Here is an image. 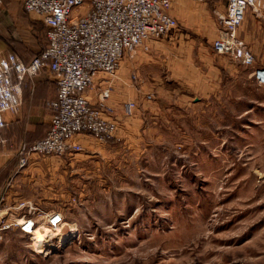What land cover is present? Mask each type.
<instances>
[{
	"label": "rangeland",
	"instance_id": "1",
	"mask_svg": "<svg viewBox=\"0 0 264 264\" xmlns=\"http://www.w3.org/2000/svg\"><path fill=\"white\" fill-rule=\"evenodd\" d=\"M13 2L0 7V26L15 19L12 48L30 59L45 48L48 27ZM208 2L213 12L202 13L203 3L174 0L188 11L169 42L146 50L154 60L142 63L144 78L132 72L149 92L127 99L138 107L118 117L116 137L83 136L99 145L81 142L74 159L36 157L24 187L35 197L6 217L60 210L62 231H75L41 242L2 232L0 264H264V86L228 56L235 70L217 66L225 55L207 36L217 25V0ZM240 36L264 64V14L247 16Z\"/></svg>",
	"mask_w": 264,
	"mask_h": 264
},
{
	"label": "built area",
	"instance_id": "2",
	"mask_svg": "<svg viewBox=\"0 0 264 264\" xmlns=\"http://www.w3.org/2000/svg\"><path fill=\"white\" fill-rule=\"evenodd\" d=\"M22 1L29 13L40 16L47 25L49 46L30 62L13 52L0 57V129L7 123L6 113L20 111L22 85L27 78L48 71L58 85V95L48 101L51 117L46 136L31 147L18 148L19 170L28 167L32 157L74 159L82 150L80 136H93L100 143L116 137L120 118L108 117L104 110L111 96L112 78L126 56L134 55L138 49L149 50L153 40L169 35L179 23L178 17L172 14L174 0ZM249 11L263 15L264 0H226L225 8L217 12L218 35L212 48L216 54L253 67L252 78L264 86V66H256L253 49L240 36ZM101 74L105 75L107 86L95 104L86 92ZM137 78L132 73L131 79ZM146 99H152V95L147 94ZM137 107L136 100H126L123 115L132 116ZM24 204L0 209V234L18 229L33 235L44 224L54 230L65 224V215L60 210L37 216L15 211L13 218L6 217L9 209L18 210Z\"/></svg>",
	"mask_w": 264,
	"mask_h": 264
},
{
	"label": "crops",
	"instance_id": "3",
	"mask_svg": "<svg viewBox=\"0 0 264 264\" xmlns=\"http://www.w3.org/2000/svg\"><path fill=\"white\" fill-rule=\"evenodd\" d=\"M225 6V0H218L215 6V8L217 7L215 14L223 10ZM0 7L4 9H10L11 2L9 0H2ZM186 9L187 8L184 6H179L178 4L173 3L172 14L179 18V16H182L183 13L185 14L188 11ZM213 9L214 8L210 7V3L207 1L203 2V5L199 10L202 13L207 11L210 13V11L213 12ZM250 15H253L251 11H249L248 16ZM215 26V29L211 28L209 35H207L215 36L214 39L218 35L216 23ZM10 35L11 31L7 26H0V57L12 52ZM169 35L164 37L162 40L154 41L152 43L151 50L155 48L160 49V44L165 45L167 42H169L172 39V37ZM149 53L150 52L138 49L137 53L132 56L131 59L126 60L129 64H126V61H123V65L121 64L117 73L112 78L113 83L111 96L106 103V107L104 108L106 116L111 118L121 117L123 115V104L128 98L136 99L138 101L139 98L141 101L145 99V95H141V91L145 90L149 92V90H147L148 85L144 83V85L138 87L131 79V73L133 71H137V74L141 75V72H143L145 75L146 66H144L142 69L141 66L143 62L147 63L150 60V57L153 59V56ZM220 58L221 59H217V66L220 69L223 68V66H227L230 71L236 69L235 64L228 57L220 56ZM224 61L225 64H223ZM262 65L264 66V64L257 63L256 66ZM250 68H252V71L254 70L253 67ZM252 71L250 72V75H252ZM141 76L144 78L143 75ZM106 86V77L105 75L101 74L96 79L94 86L89 89L86 94L93 103L98 104L100 101V93L104 88H106ZM22 92L23 102L20 111L17 113H6L7 123L5 128L0 131V142H4L2 144L0 143V209L5 208L6 206L11 207V203H13L14 206V204H17L19 201L32 200L35 197V195L30 197L27 196V194H25L24 187L28 181H31L34 178L35 172L32 171L33 167L39 165L36 157H32L28 167L24 168L23 170H19V167L16 165V167L12 169V173L8 180V171L2 172V170L5 166H7L8 162L10 163V161H12V159L18 155V148L21 145H27L28 147V145L38 141L46 135L49 129L51 117V110L49 107H47L48 101L54 97H57L58 85L55 80L51 82L40 76H35L32 78H27L24 81L22 85ZM79 141L83 142V144L87 143L88 145L90 143L92 145L89 146L90 150L93 149V145H99L98 142L91 137L85 138L80 136ZM28 169H30L29 173L31 176H26ZM2 197H4V200L1 202ZM8 216L9 218H13L12 211Z\"/></svg>",
	"mask_w": 264,
	"mask_h": 264
},
{
	"label": "trees",
	"instance_id": "4",
	"mask_svg": "<svg viewBox=\"0 0 264 264\" xmlns=\"http://www.w3.org/2000/svg\"><path fill=\"white\" fill-rule=\"evenodd\" d=\"M10 2H11V8L12 7H14V3H17V2H13V1H15V0H9ZM208 1H210V0H208ZM212 1H215V0H212ZM218 1V0H217ZM226 1V0H225ZM22 6H23V9H24V11L25 12H27V13H29L27 10H26V8H25V6H24V4H22ZM15 20V19H14ZM14 20H12V21H9L7 24H6V26L9 28V30L11 31V34L13 33V34H15V35H10V43H11V47H13V46H15V42H18V38H17V35H19V34H21V31H18V32H16L15 31V29L14 28H16V21H14ZM46 36H47V44H46V46H45V48L42 50V51H40L39 53H37V54H35L32 58H30V59H26V58H24V57H21L16 51H15V48H12V49H14V51H12L13 53H15V54H17V55H19L25 62H30L35 56H38V55H41L42 53H44L45 52V50L47 49V47L49 46V39H48V30H47V34H46ZM19 44V43H18ZM47 71L46 70H44V71H42L40 74H38L37 76H40V77H42V78H44V79H47V76H48V74L46 73ZM48 80V79H47ZM57 97H54L53 99H50V101L51 100H54V99H56ZM47 106V105H46ZM48 107V106H47ZM5 128V126L3 127V128H1L0 129V131L1 130H3ZM47 134V133H46ZM46 136V135H45ZM44 136V137H45ZM43 138V137H42ZM41 138V139H42ZM40 140V139H39ZM36 142V141H35ZM34 142V143H35ZM34 143H32V144H30V145H28V147H31ZM18 164H19V154L18 155H16V157L14 158V159H12V161H10V163L8 162V164H7V166H5L4 167V169L2 170V172L4 171H8V177H7V180H8V178L10 177V175H11V173H12V169L14 168V167H16V165L18 166Z\"/></svg>",
	"mask_w": 264,
	"mask_h": 264
},
{
	"label": "bare ground",
	"instance_id": "5",
	"mask_svg": "<svg viewBox=\"0 0 264 264\" xmlns=\"http://www.w3.org/2000/svg\"><path fill=\"white\" fill-rule=\"evenodd\" d=\"M42 228H43V230H40V231L37 230V232L34 233V237L33 238L37 242L48 241L50 236L58 237L60 239V241H65L66 238L69 237L73 233V231H75V228L73 226H71V229H70V231L68 233L63 232L61 228H59V230H57V231H53L47 225H45Z\"/></svg>",
	"mask_w": 264,
	"mask_h": 264
}]
</instances>
